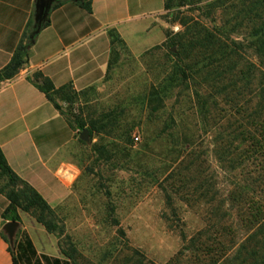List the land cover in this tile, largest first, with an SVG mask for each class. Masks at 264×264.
<instances>
[{"label":"rangeland","instance_id":"374dc122","mask_svg":"<svg viewBox=\"0 0 264 264\" xmlns=\"http://www.w3.org/2000/svg\"><path fill=\"white\" fill-rule=\"evenodd\" d=\"M239 20L234 10L215 13L206 3L179 8L172 3L153 19L154 33L147 35L144 50L133 54L123 42L114 44L111 71L101 86L55 95L75 128L83 123L94 133L83 141L79 131L67 149L75 177L68 196L52 208L62 231L60 244L74 253L76 264H168L185 246L183 233L188 238L204 229L210 236L216 233L212 209L229 207L231 176L215 156L220 143L201 120L194 86L246 82L244 67L256 59L244 49L213 64L215 73L205 79L204 57H198L188 81L193 90H188L177 49L167 41L185 32L186 22L235 32ZM237 32L241 40L249 34L244 27ZM219 66L220 72L235 66L233 78L228 73L221 81ZM221 96L219 110L224 111L228 107ZM8 182L0 174V188L7 189ZM202 193L205 200L199 199ZM212 199L216 206L208 204ZM239 223L232 213L226 224L239 230Z\"/></svg>","mask_w":264,"mask_h":264},{"label":"trees","instance_id":"16d2710c","mask_svg":"<svg viewBox=\"0 0 264 264\" xmlns=\"http://www.w3.org/2000/svg\"><path fill=\"white\" fill-rule=\"evenodd\" d=\"M165 0V9L171 4L183 7L189 4H204L214 9L215 13L234 10L240 24L235 26V32L225 27L208 24L198 25L186 22V31L168 36L167 45L177 49L174 53L183 68L184 85L193 90L188 82L195 64L194 59L203 58L202 72L205 79L215 72H211L213 64L231 60L233 55L244 49L251 51L255 62H248L242 80L246 82H204L194 86L196 108L201 120L214 133L219 146L215 152L217 160L228 169L231 179L227 191L229 207L225 212L211 208L215 215L216 233L204 229L197 231L188 238L182 234L185 246L183 250L168 264H264V0ZM80 5L92 13V0H81ZM191 23V24H190ZM47 18L42 29L49 26ZM240 27L249 33L241 40L236 34ZM41 29V30H42ZM33 22L25 34L27 44L21 43L11 63L0 73V84L13 79L20 69L27 63L30 47L33 45ZM233 33V34H232ZM235 35V36H234ZM36 37V36H35ZM119 37L113 34V44ZM218 59L214 61L213 59ZM223 81L227 74L233 78L235 66L220 72ZM243 74V73H242ZM40 83L38 88L55 102V95L70 88L57 90L53 83L38 74ZM241 79V78H240ZM207 91H206V90ZM211 89L216 93L209 92ZM73 91V90H71ZM228 109L225 115L219 117L220 97ZM56 104V102H55ZM57 105V104H56ZM58 107V105H57ZM59 108V107H58ZM60 110V109H59ZM79 131L89 129L81 123ZM240 172V173H239ZM0 174L9 179L8 188H0L7 195L9 206L2 217L6 222L22 223L20 210L30 213L37 221L58 236L62 234L56 222L54 211L49 203L29 184L21 180L8 166L6 158L0 149ZM204 189V184L200 185ZM207 195L201 194L199 199L205 200ZM190 199V198H187ZM216 199L210 201L215 205ZM232 213L240 218V229H234L226 223L232 218ZM20 229L12 246L8 237L2 233L3 239L9 244L12 264H76L73 252L66 250L61 244L63 258L48 255H38L28 238L19 242ZM239 235L241 238H239ZM139 263V260L135 261Z\"/></svg>","mask_w":264,"mask_h":264},{"label":"crops","instance_id":"0c3cea01","mask_svg":"<svg viewBox=\"0 0 264 264\" xmlns=\"http://www.w3.org/2000/svg\"><path fill=\"white\" fill-rule=\"evenodd\" d=\"M80 1L53 4L50 24L34 38L27 63L0 84V149L12 171L52 208L69 194L70 180L59 172L69 167L66 152L79 129L38 88L36 76L50 80L57 90L81 93L101 86L113 63V34L135 54L154 33L153 19L165 11V0H92V13ZM37 2L0 0V73L21 43L27 44L25 34L31 22L35 25ZM8 206L7 195L0 191V264L13 263L2 237ZM20 217L19 242L28 238L38 255L64 257L55 232L30 213L20 210Z\"/></svg>","mask_w":264,"mask_h":264},{"label":"water","instance_id":"95a60500","mask_svg":"<svg viewBox=\"0 0 264 264\" xmlns=\"http://www.w3.org/2000/svg\"><path fill=\"white\" fill-rule=\"evenodd\" d=\"M57 1L59 0H38L36 6V12H35V25H34L35 32L32 36V39H34L35 36L39 34V32L41 31L42 25L44 21L48 18L53 4ZM75 1H80V0H75ZM89 136H90V132L88 129L84 130L80 134V138L83 141H88ZM59 175L67 180H72L75 177V173L66 167H63L60 170ZM20 228H21V224L19 222H7L2 229L4 234L8 237V240L12 246L15 244L16 235Z\"/></svg>","mask_w":264,"mask_h":264}]
</instances>
